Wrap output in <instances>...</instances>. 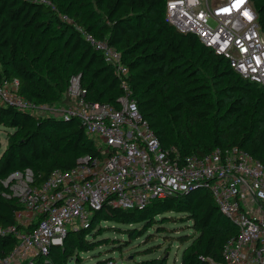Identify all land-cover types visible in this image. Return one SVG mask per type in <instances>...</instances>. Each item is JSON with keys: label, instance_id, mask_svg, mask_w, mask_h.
Here are the masks:
<instances>
[{"label": "trees", "instance_id": "trees-1", "mask_svg": "<svg viewBox=\"0 0 264 264\" xmlns=\"http://www.w3.org/2000/svg\"><path fill=\"white\" fill-rule=\"evenodd\" d=\"M167 1L0 0V82L18 80L20 95L41 107L60 104L71 79L78 77L88 102L119 107L127 94L123 80L77 29L81 26L121 53L131 96L164 148L176 146L183 156H204L217 148L237 147L264 165V88L236 72L195 34L171 25ZM251 2L264 32V0ZM0 126L12 130L0 155V181L31 169L40 185L56 170L75 168L81 157L95 160L101 155L75 117L0 105ZM3 190L0 226L22 228L16 213L24 206ZM170 221L192 223L191 234L166 238L188 243L180 264L224 263L226 246L238 235L210 190L202 187L154 200L141 210L105 206L86 227L69 231L62 246L38 255L34 264H71L73 258L74 264H106L114 258L85 260L80 254L111 243L99 238L108 231L125 234L128 243L154 228L158 234L167 232L164 223ZM16 244L17 236L0 238V256H9ZM168 253L142 264H167Z\"/></svg>", "mask_w": 264, "mask_h": 264}, {"label": "built area", "instance_id": "built-area-1", "mask_svg": "<svg viewBox=\"0 0 264 264\" xmlns=\"http://www.w3.org/2000/svg\"><path fill=\"white\" fill-rule=\"evenodd\" d=\"M166 17L180 32L195 34L236 72L264 88V32L251 0H168ZM63 20L74 24L68 16ZM77 29L115 68L127 94L119 99V107L88 102L87 90L73 77L71 95L76 104L40 108L20 95L18 80L0 82V105L75 117L101 152L95 160L81 157L71 170H56L40 185L31 169L5 180L6 185L15 183L11 189L18 190L24 209L16 213L22 228L0 226V238H18L12 253L0 256V264H34L38 255L62 246L69 231L86 227L105 206L141 210L154 200L202 187L210 190L221 213L238 228L220 264H264L263 163L237 147L217 148L204 156H183L176 146L164 148L131 96L129 69L121 53L81 26ZM106 264L120 263L110 259Z\"/></svg>", "mask_w": 264, "mask_h": 264}, {"label": "rangeland", "instance_id": "rangeland-1", "mask_svg": "<svg viewBox=\"0 0 264 264\" xmlns=\"http://www.w3.org/2000/svg\"><path fill=\"white\" fill-rule=\"evenodd\" d=\"M209 1L214 2L215 0ZM71 85L72 79L69 84L68 92L64 96L63 101L60 104L52 106V108H68L77 103V100L71 95ZM40 108H37L35 110L36 114H47V111L45 112V110H41ZM9 132H12V130L0 126V142L2 143L0 155L8 145ZM13 184L15 183H12V181L9 182L8 185L5 184V181H0V188L2 187L4 189L3 193H8L12 195V197L18 199V190L11 189L13 188ZM170 216H174V214H171ZM176 216L179 217L180 215ZM103 224H105L106 227L110 226V224L107 223ZM191 224L192 223L190 221L166 222L164 223V227L168 230L167 232L158 234L156 233L154 228L149 230L143 237L132 239L128 243L124 241L127 239L125 234H120L117 231H108L99 238L107 237L109 238L111 243L99 245L94 251L81 253L80 256H82V258L85 257V260H90L91 258L102 255L103 258L112 257L116 259L120 264H142L144 260L160 258L162 254H164V252L168 251L169 253L166 254L167 264H180L183 250L186 248L188 243L181 244L177 239L172 241L171 239L166 238H169L168 236L177 238L184 234H191L192 229L189 228ZM115 229L116 228H112V230ZM148 235H153L154 237L147 238ZM158 246H160V248ZM73 259L71 261V264H74ZM15 264L19 263L16 262Z\"/></svg>", "mask_w": 264, "mask_h": 264}]
</instances>
